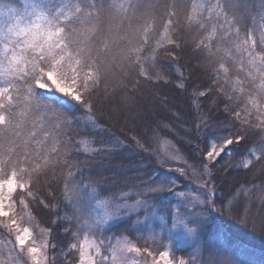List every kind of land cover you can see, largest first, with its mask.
Returning a JSON list of instances; mask_svg holds the SVG:
<instances>
[{
    "label": "snow or ice",
    "instance_id": "obj_1",
    "mask_svg": "<svg viewBox=\"0 0 264 264\" xmlns=\"http://www.w3.org/2000/svg\"><path fill=\"white\" fill-rule=\"evenodd\" d=\"M17 2L0 0V264H197L209 210H216L215 182L229 171L260 182L246 181L220 211L231 215L232 199L243 195L241 224L249 223L257 201L264 213V0ZM189 49L196 64H181ZM164 61L178 65L176 81ZM186 70L189 77H207L188 94L196 109L188 142L200 163L184 160L186 167L176 171L188 175L191 168L205 191H176L175 179L156 172L135 192L101 198L109 189L89 178L90 198L104 211L95 218L75 211L61 216L60 204H73L84 186L75 155L99 157L113 172L114 187H128V172L140 179L145 171L144 165H104L128 159L122 155L128 145L111 136L98 112L107 106L110 119L134 121L155 102L172 112L180 101L161 99L156 90L175 83L187 93ZM217 113L224 120L214 118ZM172 115L179 119L178 111ZM132 139L140 154L154 155ZM170 159L157 155L156 162L165 167ZM164 194L176 200L161 215L163 205L150 201ZM45 209L53 213L46 221L39 218ZM122 220L124 231L104 236L103 226ZM133 225L139 235L125 234ZM57 229L69 237L66 243L56 242ZM183 242L195 247L177 257ZM208 264L243 262L213 256Z\"/></svg>",
    "mask_w": 264,
    "mask_h": 264
},
{
    "label": "trees",
    "instance_id": "obj_2",
    "mask_svg": "<svg viewBox=\"0 0 264 264\" xmlns=\"http://www.w3.org/2000/svg\"><path fill=\"white\" fill-rule=\"evenodd\" d=\"M23 0H19L14 6L22 7ZM194 53L191 49L187 50L184 54V58L180 61L181 64L194 65L196 60L192 59ZM165 66L168 67L170 73H172V80L176 81L177 73H175V68L178 65L173 64L170 61L163 62ZM185 77H189L188 70L184 73ZM207 81V77L204 73H200L197 76L189 77L186 81L187 83V93L183 90H179L175 83L169 84L166 87H161L158 90L159 97L163 99L167 97L170 103H176L177 99L180 101L178 109H172V112H179V119L172 115L168 109L155 102V106L149 103L146 109L142 110V115L138 116L136 120L124 119H110L108 112L109 109L106 106L102 113L98 112L101 116L100 123L105 121L109 122L111 136L117 137L124 141L128 148L124 150L123 156L128 159H116L111 162H104V165L111 163L112 165H117L123 163L126 167L129 164L139 167L144 165L145 171L140 173V179H133L136 173L128 172L127 184L128 187H114L116 183L111 178L113 177L112 171H105L100 163V158L97 157L96 161H90L86 154L80 153L73 157L74 162H78V167L80 169V175L77 176L79 181L81 178L84 180V186H81L78 193L74 196V203L65 207L64 203L60 204V215L68 213L69 216L73 215L75 211L76 215L80 216L83 214L85 218L95 216L102 213V208L95 204V200L91 199V191L87 187L89 184V178L96 183L94 187L98 186L101 188L109 189L106 192H101L100 197H109L113 194L119 195L120 192H135L138 189L135 185H139L141 180L147 181L149 175L147 173H152L155 175L159 172L161 175H167L172 179L177 181L176 191H186L189 186L197 185L194 182V175L191 172V168H187L188 175H182L180 172L176 171L177 168L186 167L184 160L180 159H170L167 166L161 167L157 164V155L162 159H168L172 154L184 155L185 160H187L188 165L198 166L200 163L199 153L194 151L193 145L188 141L190 137L187 132L190 130L193 120L196 117V109L191 107V100L188 94L192 92L193 87L200 86L203 82ZM151 101V97H147ZM210 101H206L203 111L207 113L209 111L208 104ZM223 105H221V108ZM77 116L80 113H76ZM214 118L219 120H224V115L217 113ZM164 125H169L165 127ZM155 130V131H153ZM133 137L140 139L145 146L149 148L154 155H148L147 153L140 154V150L136 147ZM109 137H105L108 139ZM239 151V149L237 150ZM181 155V156H182ZM239 157H234L238 159ZM150 166V167H149ZM171 168V171L168 169ZM255 179L256 183L260 181L256 179L253 174H246L242 171H229L221 173L215 182V205L213 206L216 210L211 212V218L207 225V230L204 232L201 238V246L199 252L197 253V264H203L209 261L213 256H219L223 253L235 258L238 262H243V264H264V234L261 233V227L264 226V213L259 212V202L251 207V215L249 218V223L245 226L240 223V217L238 212L242 215L243 208L247 204V200L243 195L236 196L232 199V214L221 212L220 209L223 203H227V199L234 196L236 190L246 181L251 182ZM136 196H131L129 199H134ZM58 199H63L58 194ZM176 198L171 195L164 194L161 196L160 200H152V204H155L157 208L161 205L164 207V211L160 212L161 215L168 210L167 202L175 203ZM120 202V201H117ZM83 210V213L81 212ZM53 216V213L48 210H43L39 213V218L42 220H47ZM140 218L144 219V212H140ZM135 219V217H133ZM158 224V223H156ZM255 225V226H254ZM63 227V226H61ZM124 231V222L115 221L111 222L109 225L103 226V234L106 237H111L113 235H118L120 232ZM136 233V226L133 225L127 230L125 234ZM143 235H149L148 232H144ZM133 238H135L133 236ZM69 237L64 235L61 229L56 231V242L66 243ZM167 237L165 236V240ZM195 245L187 244L185 246H179L176 255H182L187 257Z\"/></svg>",
    "mask_w": 264,
    "mask_h": 264
},
{
    "label": "rangeland",
    "instance_id": "obj_3",
    "mask_svg": "<svg viewBox=\"0 0 264 264\" xmlns=\"http://www.w3.org/2000/svg\"><path fill=\"white\" fill-rule=\"evenodd\" d=\"M182 154H179V153H177V154H172V156L173 157H175V159H180V160H185V157H184V155H182ZM193 179H194V182H196V186L195 185H192V186H189L188 188V190H186V191H183V192H187V193H201V192H203V191H205V189H203L202 187H201V181H200V179H199V176L198 175H194V177H192ZM137 199V197L136 198H134V199H129V203H132L133 201H135ZM117 203H122V201H120V202H117ZM150 203H152L151 201H150ZM202 207V206H201ZM200 209H199V207L197 208V211H199ZM104 211V209L102 208V212ZM189 211H191V206H189ZM141 212H144L143 210H141ZM113 222H115V221H113ZM154 224H156V223H159V221L158 220H153L152 221ZM187 244H190V242H183V243H179L178 245L180 246H185V245H187ZM176 255V254H175ZM177 257H179V256H182V255H176ZM223 257H230V258H232L233 260H236L235 258H233V257H231V256H229V255H227V254H225V253H223L222 255H221V257L220 258H223ZM237 261V260H236ZM203 264H208V262H206V263H203Z\"/></svg>",
    "mask_w": 264,
    "mask_h": 264
}]
</instances>
